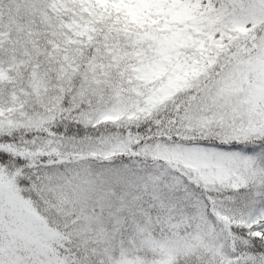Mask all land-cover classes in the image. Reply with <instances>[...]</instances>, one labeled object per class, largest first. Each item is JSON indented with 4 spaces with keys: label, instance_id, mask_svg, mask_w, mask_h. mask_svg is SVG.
Instances as JSON below:
<instances>
[{
    "label": "snow or ice",
    "instance_id": "snow-or-ice-1",
    "mask_svg": "<svg viewBox=\"0 0 264 264\" xmlns=\"http://www.w3.org/2000/svg\"><path fill=\"white\" fill-rule=\"evenodd\" d=\"M0 264H264V0H0Z\"/></svg>",
    "mask_w": 264,
    "mask_h": 264
}]
</instances>
